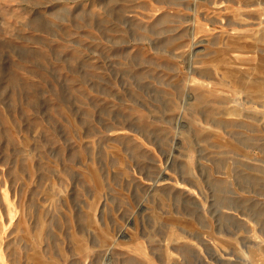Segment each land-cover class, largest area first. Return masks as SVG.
Returning a JSON list of instances; mask_svg holds the SVG:
<instances>
[{"label":"rangeland","instance_id":"obj_1","mask_svg":"<svg viewBox=\"0 0 264 264\" xmlns=\"http://www.w3.org/2000/svg\"><path fill=\"white\" fill-rule=\"evenodd\" d=\"M0 264H264V0H0Z\"/></svg>","mask_w":264,"mask_h":264}]
</instances>
